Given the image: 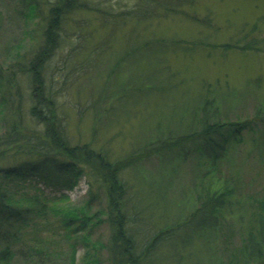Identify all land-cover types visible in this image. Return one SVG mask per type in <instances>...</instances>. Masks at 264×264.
<instances>
[{
    "label": "rangeland",
    "instance_id": "374dc122",
    "mask_svg": "<svg viewBox=\"0 0 264 264\" xmlns=\"http://www.w3.org/2000/svg\"><path fill=\"white\" fill-rule=\"evenodd\" d=\"M28 1L0 0V133L20 117L24 126L42 127L27 112L32 90L18 68L26 66L42 42L46 7L53 0H33V13H27ZM137 1L83 0L86 7L66 13L59 45L43 68L45 85L72 144L87 143L111 161L128 155L136 160L121 173L125 198L150 228L182 219L207 188L231 190L216 234H207L209 240L193 236L183 245L160 243L145 264L226 261L264 210L260 123L230 140L212 165L191 146L198 145V137L190 142L185 137L201 128L204 106L208 122L234 121L252 118L264 101V0H159L145 17L131 11ZM11 66L17 72L9 81ZM17 106L20 114L13 116ZM17 144L25 148L29 143ZM144 151L148 154L140 157ZM32 158L13 147L0 164ZM88 182L83 173L70 188L41 179L35 185L50 194L64 190L74 205L89 199L86 212L92 213L104 205V194L93 186L89 191ZM96 213L99 220L92 217L93 223L86 224V243L66 238L55 215H30L17 233L9 264H41V259L68 264L72 241L78 259L93 252L91 264H109L104 245L91 247L93 241L105 244L109 236L105 215ZM37 242L45 246L38 261Z\"/></svg>",
    "mask_w": 264,
    "mask_h": 264
},
{
    "label": "trees",
    "instance_id": "16d2710c",
    "mask_svg": "<svg viewBox=\"0 0 264 264\" xmlns=\"http://www.w3.org/2000/svg\"><path fill=\"white\" fill-rule=\"evenodd\" d=\"M158 1L138 0L131 11L145 17L154 6L159 5ZM34 4L33 0L26 3L27 13L37 11ZM85 4L83 0L49 2L44 17L42 42L26 66L18 68L27 77L32 90L33 102L28 106L27 112L42 127L32 129L24 126L20 117L17 120L12 119L9 127L0 133V157L13 147H16V152H25L34 157L28 161L0 164V264H9L14 256V244L19 239L17 233L21 232V228L28 223L32 214L55 215L61 227L65 229L66 238L74 237L86 243L89 239V232L85 230L86 224L93 223L92 217L99 220L96 212L103 213L109 229L108 240L105 244L93 241L91 247L104 245L108 252L109 264H145V261L154 259L155 247L160 243L173 240L176 244L183 245L193 236L209 240L207 234H216L220 213L225 211L232 201L229 188H207L206 195L182 219L154 230L148 226L149 221L141 211L135 206L130 207V200L125 198L127 187L121 173L136 161L132 160L133 156L128 155L111 161L106 154L87 143L72 144L54 106L53 95L45 85L43 68L59 45V28L63 16L73 9L86 7ZM97 9L103 14L107 13L106 10ZM16 72L11 66L9 81L15 80ZM206 107H203L201 128L196 133L187 134L185 141L190 142L198 137V145L191 146L200 149L202 156H205L211 165L220 159L230 140L236 139L244 129L251 128L256 121L260 123V136L262 134L264 143V101L252 118L234 121L208 122ZM17 108L14 109L13 116L20 114V106ZM23 139L29 143L28 147L22 148L17 144ZM147 154L148 152L144 151L138 155L141 157ZM83 173L89 178V191L93 186L104 194V205L92 213L86 212L89 199L74 205L64 190L59 194H50L35 185L36 179H41L45 183L70 188L75 184L78 175ZM31 176L35 179H29ZM78 232L80 234H77ZM69 246L68 264H91L96 260L93 252L87 258L82 256L78 259L76 241L70 242ZM179 249L174 250L177 259L182 257ZM33 250L38 256V261L40 255L44 254L45 246L37 242ZM40 261L41 264H50L46 259ZM214 264H264V210L252 220L251 227L243 236L237 252L226 261L217 258Z\"/></svg>",
    "mask_w": 264,
    "mask_h": 264
}]
</instances>
